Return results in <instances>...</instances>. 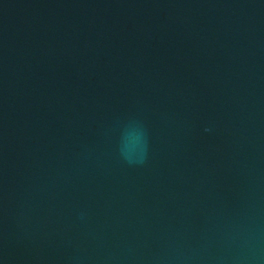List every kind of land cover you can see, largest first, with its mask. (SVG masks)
I'll return each instance as SVG.
<instances>
[{
  "label": "water",
  "instance_id": "obj_1",
  "mask_svg": "<svg viewBox=\"0 0 264 264\" xmlns=\"http://www.w3.org/2000/svg\"><path fill=\"white\" fill-rule=\"evenodd\" d=\"M166 247L264 264V0H0V264Z\"/></svg>",
  "mask_w": 264,
  "mask_h": 264
},
{
  "label": "clouds",
  "instance_id": "obj_2",
  "mask_svg": "<svg viewBox=\"0 0 264 264\" xmlns=\"http://www.w3.org/2000/svg\"><path fill=\"white\" fill-rule=\"evenodd\" d=\"M125 131L121 133L116 145V157L129 168H143L149 165L152 152L150 137L146 125L140 119L130 118L124 124ZM132 129L135 135L129 138L128 132ZM211 130H214L211 129ZM77 219L87 223L89 216L86 211H78ZM129 253L132 249L128 250ZM195 257L186 256L180 248H164L153 254L146 264H188ZM254 259H259L254 257ZM85 257L77 254L69 258V264H84ZM99 264H116L114 257L108 256L99 261Z\"/></svg>",
  "mask_w": 264,
  "mask_h": 264
}]
</instances>
